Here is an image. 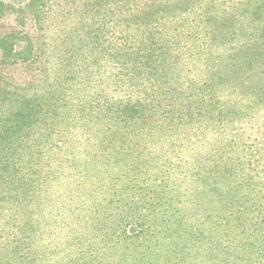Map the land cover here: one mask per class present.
Masks as SVG:
<instances>
[{"label":"trees","instance_id":"1","mask_svg":"<svg viewBox=\"0 0 264 264\" xmlns=\"http://www.w3.org/2000/svg\"><path fill=\"white\" fill-rule=\"evenodd\" d=\"M0 26V206L146 168L140 199L205 213L175 264H264V0H0ZM24 239L0 264H37Z\"/></svg>","mask_w":264,"mask_h":264},{"label":"rangeland","instance_id":"2","mask_svg":"<svg viewBox=\"0 0 264 264\" xmlns=\"http://www.w3.org/2000/svg\"><path fill=\"white\" fill-rule=\"evenodd\" d=\"M53 29L60 31L55 33L60 39L63 26L56 25ZM2 31L0 26V34ZM146 165L140 164L138 168ZM143 169L141 179L114 187L110 182L120 178L124 169L119 166L113 171L99 169L94 184L80 181L69 188L72 197H67L64 189L58 195L52 186V203H48L49 197L42 199L46 207L37 215L18 216L20 212L10 214L9 206H0V257L3 239L15 242L25 237L24 242L28 238L30 248L27 260L35 258L37 264H175V255L192 248L191 222L202 220L205 213L199 205L193 212L191 205L177 197L172 185L166 205L153 203L158 201L149 195L140 199L144 193L130 191L129 187L141 185L146 190L151 185L154 176L143 175L146 168ZM155 183L159 185L160 180ZM35 209L40 211L42 207L35 204ZM113 243L116 246L111 248ZM81 250L93 252L94 261L81 260L78 255ZM192 260L184 262L194 264L190 263Z\"/></svg>","mask_w":264,"mask_h":264}]
</instances>
